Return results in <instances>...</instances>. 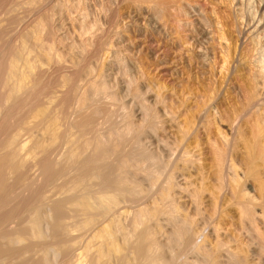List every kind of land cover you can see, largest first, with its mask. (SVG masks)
<instances>
[{
    "label": "bare ground",
    "instance_id": "bare-ground-1",
    "mask_svg": "<svg viewBox=\"0 0 264 264\" xmlns=\"http://www.w3.org/2000/svg\"><path fill=\"white\" fill-rule=\"evenodd\" d=\"M55 1L39 0L34 9L27 11L29 15L22 12L25 18L28 16L25 22L23 18L21 21L24 29L15 24L18 21L13 16V33L6 27L11 32L7 50L0 41V264H264V0H220L227 2H221L224 7L220 3L222 9L226 5L231 8L235 23L245 25V33L242 25L233 26L239 27L235 31L244 33L249 45L248 52L243 50L245 47L241 49L247 53L243 52L241 55L245 56L237 62L249 66L248 75L252 78L243 74L244 79L253 80L249 93L246 91V109L254 110L255 116L252 119L249 111L245 115L243 104H239L240 108L234 105L235 101L233 107L231 102L226 103L235 110L242 109L239 117L251 118L252 124L245 121L251 126L234 119L241 114L238 109L230 121L229 115L222 113L223 104L222 108L218 105V115L213 114L217 107L209 109L213 113H205L201 109L203 102L202 106L197 105L202 98L198 102L192 100L200 106L194 109L188 103V90L185 93L183 89L181 100L176 98L179 102L172 100L174 96L167 101L169 95L164 96L162 88L151 80L144 89L139 82L134 84L135 79L134 86L129 80L126 93L118 92L120 79H132L130 74L126 76L127 66L122 71L110 65L108 69L121 71L104 75L105 64L95 67L94 61L101 55H114L116 37L127 28L122 22L123 6L109 5L106 12L100 11L105 13L104 17L101 14L102 19L99 9L91 17L79 9L83 19L77 18L78 13L73 20L77 23L70 30L63 23L55 28L56 5L55 14L51 11ZM62 1L69 3L58 0L60 6ZM70 1H75L73 6L78 4V8L83 2ZM119 1L135 7L148 2ZM253 1L255 6L259 3L257 10L250 6ZM25 3L26 0L22 5ZM31 3L30 0L28 4ZM168 4L167 0H157L155 6L168 12ZM244 5L252 10L245 11ZM6 8L10 12L13 9ZM45 11L44 22L36 21ZM244 11L251 18V22L246 18V24ZM17 12L20 25L23 14L17 19ZM213 14L218 17L224 12ZM220 19L224 20L222 16ZM33 21L41 23L39 27L38 23L35 25L38 30L29 29ZM2 24L0 35L7 39L9 32L4 34ZM229 28L233 30L232 25ZM18 29L24 30L22 35L28 34L27 40L21 31V37L17 36ZM25 30L35 32L25 34ZM225 35L224 40H229L230 33ZM230 39L233 43L234 38ZM235 41L234 46L226 41L227 47L237 48ZM225 48V53L232 50ZM225 53L221 56L229 59L234 52L228 56ZM227 61L224 69L230 64ZM224 69L221 72L228 74V68ZM139 77L143 78L144 73ZM218 82L217 90L211 88L215 93L222 89L224 81L221 78ZM211 89L204 91L208 95L203 98L215 96L209 93ZM225 93L226 90L227 96ZM244 93L241 94L245 96ZM128 98L132 102H127ZM227 109L228 114L232 112ZM204 143L207 152L203 151ZM38 174H43L39 184ZM208 227L213 231L210 234L206 233ZM201 237L203 240L199 241Z\"/></svg>",
    "mask_w": 264,
    "mask_h": 264
},
{
    "label": "rangeland",
    "instance_id": "rangeland-1",
    "mask_svg": "<svg viewBox=\"0 0 264 264\" xmlns=\"http://www.w3.org/2000/svg\"><path fill=\"white\" fill-rule=\"evenodd\" d=\"M5 1H6V3H5ZM9 1V2H8ZM14 1V0H13ZM12 0H11V4H10V0H0V10H1V12H0V20H1V24H2V20H3V24H2V26L6 29V31L4 32V34L5 33H7V32H9V31H11L14 27H13V24H14V21L12 20H10V19H13L14 18V20H15V22L16 21H18V23H19V20H16V12L18 13V18L17 19H19L20 18V16L23 14V16H21V20H20V22L22 21V18H23V21L25 22V20L28 18V16H27V18H25L26 16H24L25 14L24 13H22V12H27L28 10H30L29 8H31V9H34V6H36V4L38 3V1L39 0H31V4H28V3H30V0H26V3L28 4L27 6V8L28 9H26V3L24 4V5H22L24 2H25V0H22L23 2H21V0H17L16 2L14 1V3H16V4H14V3H12L13 2ZM69 1V3L67 2V1H65V2H63L62 1V3H61V6H60V2L58 3V0L57 1H55V2H57V3H54L53 4V7H52V9H51V7H49V9H51V11H53L54 9V11H56L55 13H56V15L58 16L59 14V16H61V17H57L56 16V18H58V20H56V22H55V24H54V26L56 25L57 27H60L61 26V23H63V24H66V28L68 27H70V30L71 29H73L75 26H74V23L76 24L77 22L76 21H73V20H76L77 18L79 19H83V16L84 15H86V14H84L85 12H87V16H89V14H90V17L92 16V15H96V13H97V9H99V11H98V14L100 15V17H101V19H102V16L104 17V15H105V13L104 12H100L101 10H103V11H105L106 12V10L107 9H109L110 7H109V5H112L113 7H114V5H116V7H122L123 6V8H121L122 10V19L124 18V21L122 20V22H124L123 24L124 25H126L127 26V28L129 29H127L126 28V26L124 27V28H126V30L125 29H123L122 30V32H121V35L119 34L117 37H116V39L118 40V43H117V40H116V46H115V48H113L114 50H112L113 52H114V55L112 56V57H110L109 55H106L105 54V56L104 55H101V57L103 56V57H106L107 56V59L106 58H101V59H103V61L104 62H102V61H100L101 59H100V57H99V61H98V63H97V61H94V63L96 62V64H94V65H96L95 67H97L98 65L100 66L101 64H105V65H103L102 67H103V72H105L104 73V75H108L109 73L111 74V72H112V70H113V72H117L116 70H118V69H123V67H125V66H127V67H125V68H127L128 70H127V74H126V76L128 75V74H130V76H132V79H131V77H129V79L127 80V79H125V78H122V79H120L121 80V84H120V88L118 89V92H120V93H122V94H124V93H126V91H127V88H129V86H128V83H129V80H131V85H133L134 86V84H136V83H138L139 82V84H140V86H142V88L144 87V88H147V86H148V82H151V81H153L156 85H159L162 89H161V93H163V95L165 96V94H166V99H167V101H169L168 99L170 98V96H174L175 98L173 99L172 97V100H175V101H177V102H179L182 98H183V96H182V94H183V89H184V91H185V93L187 92V90L189 91V97H190V99L191 100H189V98H187V100H189L188 101V103L189 104H191V106L192 107H196V109H199V107L200 106H202V102H203V106L201 107V109H203L204 108V112L206 113V111L208 110L209 111V109H210V111H213L212 109H214L215 107H217L216 108V111H214V113L213 112H210V113H213V114H215V113H217V115H218V113H220L221 111V109L219 108V107H221V105H222V107L224 106V108H222L224 111H222V113H224L226 116L227 115H229L228 117L230 118V117H232L233 115H235L234 113H237L236 112V110L238 111V112H240L241 114H239L238 116L237 115H235V116H237V118L235 117L234 118V116L232 117V118H234V119H236V120H241L242 121V123H247V125L249 126L250 124V122H251V124H252V119L254 118V110H248V109H246V104H247V96H248V91H247V89H249V87L250 86H252V81L253 80H248V78H250L251 76H249L248 75V73L250 72V71H248L249 69V66H247V64L246 65H244V63L243 62H237V61H239L241 58V56H242V58L246 55V53L249 51L248 50V48H249V45H248V43H246L245 42V40H244V26L242 25V24H240V25H242V32H244L243 34H241L240 32H238L239 31V27H240V25L239 24H237V23H235V21H234V17H232L233 15L231 14V8H228L227 9V5L225 6V8L224 9H222L223 7H224V4H226L227 2H223V1H220L219 0V2H213L214 0H167L168 2H169V4L168 5H171V10L169 9L168 10V12H162V9L159 7V8H156V1L155 0H148V2H146V1H144V3L139 7L138 5H137V7H135L136 5H131V6H129L130 4L129 3H127V2H124V4L123 3H120V1L119 0H117V2H113V1H116V0H82L83 2H82V4H81V7H83V9H85L86 11H83V9L80 7V5H79V7L80 8H78V4H76L77 5V8H78V10H77V8L75 7V6H73V4H75L74 2L75 1H73V3H71V1L70 0H68ZM154 1V2H153ZM181 1V2H180ZM227 1V0H226ZM5 4H4V3ZM20 2L22 3V4H20ZM37 2V3H36ZM77 2V1H76ZM85 2V3H84ZM213 2V3H212ZM224 3V4H222V3ZM7 3H9V4H7ZM36 3V4H35ZM97 5H96V4ZM170 3H172V4H170ZM180 3V4H179ZM205 3V4H204ZM220 3L223 5V7L221 8V6L222 5H220ZM251 3V4H250ZM250 3H248V4H250V6L251 7H253L252 9H254L255 10V8H256V10H257V4H259V3H256V6H255V2L253 1V3L252 2H250ZM8 6H7V5ZM120 4V5H119ZM122 4V5H121ZM127 6H126V5ZM129 4V5H128ZM202 4V5H201ZM215 4V6H213ZM219 4V5H218ZM237 4H238V6H240L239 5V3H238V1H237ZM254 4V5H253ZM3 5V6H2ZM6 5V6H5ZM13 5H15V7L13 6ZM21 5V6H20ZM30 5V6H29ZM32 5V6H31ZM56 5V6H55ZM64 5H65V7H64ZM219 7H218V6ZM17 6V7H16ZM54 6H55V8H54ZM75 7V8H73V7ZM213 6V7H212ZM218 8H217V7ZM229 6V5H228ZM250 6H245L244 5V8L246 9H244L245 11H248V10H252L251 8H250ZM6 7H8V9H15V10H17V11H15V10H11V12H13V13H11L9 10V12L7 11V8ZM18 7H20L19 9H18ZM63 7H64V9H63ZM67 7H68V9L70 8V7H72V10H71V8L68 10L67 9ZM85 7V8H84ZM96 8V11H93L94 9L93 8ZM105 7H106V9H105ZM128 7V8H127ZM140 9H139V8ZM158 7V6H157ZM215 7V8H214ZM230 7V6H229ZM248 7V8H247ZM54 8V9H53ZM90 8V9H89ZM137 8V9H136ZM211 8V9H210ZM214 8V9H213ZM3 9V10H2ZM68 11H67V10ZM79 9H81L82 10V13L84 14V15H82V13H81V10H79ZM105 9V10H104ZM124 9V10H123ZM136 9V10H135ZM160 9H161V11H160ZM202 9V10H201ZM214 11H213V10ZM216 9V10H215ZM218 9H221V11L219 10L218 11ZM9 13V14H7V12ZM74 10H75V12H74ZM129 10V11H128ZM142 10V11H141ZM155 10V11H154ZM223 10H225V11H223ZM253 10V11H254ZM261 10V6H259V11ZM3 11V12H2ZM48 11V10H47ZM47 11H45V12H42V14H41V19L40 20H36V21H39V22H44V18L43 17H45V16H43L44 14L47 16ZM51 11H50V13H51ZM54 11H53V13H54ZM58 11V12H57ZM89 11V12H88ZM90 11H91V13H90ZM125 11V12H124ZM139 11V13H137ZM165 11H167V10H165ZM175 13H174V12ZM213 11V12H212ZM216 11L218 12V13H216ZM228 11V12H227ZM245 11H244V13H245ZM5 12V13H4ZM60 12V13H59ZM92 12H95L94 14H92ZM100 12V13H99ZM160 12H162V14L160 13ZM205 12V13H204ZM215 12V16H217L218 14H220V12H224V14H226L225 12H227V16H225L224 14V16H225V19H224V17H223V15H221L220 14V16L218 15V17H219V19H218V17H213L214 16V13ZM263 12V11H262ZM11 13V14H10ZM28 13V15H29V12H27ZM26 13V14H27ZM49 13V12H48ZM54 13V14H55ZM58 13V14H57ZM72 13H74V14H72ZM78 13H80L79 14V16L80 17H77L76 18V16H78ZM164 13V14H163ZM2 14V15H1ZM6 14V15H5ZM13 14V15H12ZM67 14V15H66ZM77 14V15H76ZM101 14H102V16H101ZM166 14V15H165ZM168 14H170V15H168ZM176 14V15H175ZM213 14V15H212ZM240 14H242V13H240ZM245 14H247V12L245 13ZM5 15V16H4ZM69 15V16H68ZM165 15V16H164ZM180 15V16H179ZM7 16V17H6ZM14 16V17H13ZM72 16H74V17H72ZM98 16V15H97ZM124 16V17H123ZM182 16V17H181ZM221 16H222V18L225 20H222L221 21ZM247 17H245L244 18V22H245V24L247 23V21H246V18L248 19V21H250V17L248 18V14L246 15ZM10 17V18H9ZM13 17V18H12ZM94 17V16H93ZM133 17V18H132ZM215 18V20H213V18ZM227 17V18H226ZM230 17L233 19V21H230V20H232V19H230ZM24 18H25V20H24ZM67 18V19H66ZM73 18V19H72ZM74 18H76V19H74ZM125 18H126V21H125ZM128 18V19H127ZM228 18H229V20H228ZM38 19V18H37ZM46 19H47V17H46ZM45 19V20H46ZM62 19V20H61ZM160 19V20H159ZM162 19V20H161ZM202 19V20H201ZM226 19H227V21H229V22H231L232 24V28H233V30L232 29H230L229 27H231V25H229L230 23L229 22H227L226 21ZM7 20V21H6ZM159 20V21H158ZM220 20V21H219ZM5 21V22H4ZM11 21V23H9ZM35 21V20H34ZM33 21V23H32V25L30 24V26H29V29L31 28V27H36L35 25L38 23H36L35 24V22ZM103 21V20H102ZM217 22L219 25H221L222 23L223 24H225L226 25V27L227 28H229V29H226L225 30V26L222 24L220 27H219V25L217 24V23H215V22ZM24 22L22 23H20V25L18 24V23H15V24H17V26H20V28H22V29H24L22 26L24 25ZM160 22V23H159ZM220 22H222V23H220ZM251 22V21H250ZM9 23V24H8ZM13 23V24H12ZM202 23V24H201ZM213 23V24H212ZM234 23L235 24H237V25H239V27L238 26H236V28H234L235 26H233L234 25ZM1 24H0V28H1V31H2V27H1ZM10 24H12V25H10ZM23 24V25H22ZM39 24V23H38ZM41 24V23H40ZM40 24L37 26V27H39L40 26ZM217 24V25H216ZM229 26H228V25ZM7 25V26H6ZM10 25V26H9ZM34 25V26H33ZM59 25V26H58ZM73 25V28H71V26ZM169 25V26H168ZM216 25V26H215ZM12 26V29L10 28ZM55 26V28H57ZM179 26V27H178ZM224 26V27H223ZM6 27H9V31H8V29L6 28ZM16 27V26H15ZM24 27H25V25H24ZM36 27V29L38 30L39 28H37ZM219 27V28H218ZM224 28V30H223V28ZM238 27V28H237ZM19 28V27H18ZM33 28H31L32 30H34ZM181 28V29H180ZM215 28V29H214ZM4 29V30H5ZM22 29H18L17 30V36H18V34H20L21 33V35H22V31H24V30H22ZM28 29V28H27ZM28 29V30H29ZM217 29H219V30H217ZM220 29L222 30L221 32H220ZM236 29H238V31H235ZM28 30H25V34L26 33H28V32H31L32 34L35 32V31H28ZM125 30V31H124ZM170 30V31H169ZM216 30V31H215ZM231 30V32H229V31ZM21 31V32H20ZM28 31V32H27ZM60 32H61V30H59ZM223 31H224V33H223ZM228 31V33H226ZM236 32V37H241V40L240 41H238L237 39L238 38H235V33H233V32ZM12 33H13V31H11ZM11 32H9L8 33V37H7V39H5L6 38V36H4V38H3V36L2 35H0V37L2 38V39H4V41L3 40H1V38H0V41L2 42H0L3 46V49L4 50H7L6 48H7V45H8V41H9V36H11ZM20 32V33H19ZM59 32V33H60ZM216 32H217V34H216ZM238 32V33H237ZM3 33V31L0 33V34H2ZM30 33V34H31ZM58 33V34H59ZM123 33V34H122ZM212 33V35H210ZM229 33H230V38H234L233 40L235 41V43L237 44V45H239V46H237V45H235V46H237V48L236 47H232L231 48V46L230 47H227V45H228V43H226V41H229V43H230V41L232 40V39H230L229 37H228V39L229 40H224V36L223 35H225V34H227V35H229ZM3 34V35H4ZM218 34H220L219 36L221 37H219L218 36ZM237 34L239 35V34H241V36H237ZM6 35V34H5ZM28 34H26V35H22L23 37H26ZM63 34H61V35H58L59 37L60 36H62ZM232 35V36H231ZM219 37V38H215V37ZM226 36V35H225ZM19 38L21 37V36H18ZM22 37V38H23ZM28 37V36H27ZM25 38V40H27L28 38ZM18 38V39H19ZM19 39L20 41L21 40H23V39ZM120 40H119V39ZM227 38V37H226ZM216 39V40H215ZM219 39H221V41L219 40ZM243 39V40H242ZM5 40H7L6 42H7V44H5L4 45V43L3 42H5ZM222 40L224 41V43H222L224 46H222V44L220 43V42H222ZM216 41V42H215ZM219 41V42H218ZM234 41H233V43H230V45L232 44V46H234ZM5 42V43H6ZM23 42H24V40H23ZM214 42V43H213ZM232 42V41H231ZM20 43V42H19ZM241 43V44H240ZM1 44H0V47H1ZM219 44H220V46H219ZM227 44V45H226ZM125 45V46H124ZM208 45V46H207ZM245 45V46H244ZM207 46V47H206ZM219 46V47H218ZM229 46V45H228ZM2 47L0 48V49H2ZM223 47V50L221 49ZM225 47H227V48H225ZM243 47H245L244 49H243ZM214 48H215V50H214ZM224 48L225 49H229V48H231L232 50H230V51H232V52H234V53H231V55L232 56H234V58H232V56L230 55L229 57L231 58V60H230V58L229 59H227L228 57H223V56H221V55H223L222 53L224 52H227L226 50H224ZM236 48V49H235ZM126 49L128 50V52L126 51ZM241 49H243V50H248L247 52L246 51H243V50H241ZM4 50H2V51H4ZM124 50V51H123ZM234 50H236L237 51V57H238V55H240L239 57H238V59H237V57H236V51H234ZM112 51H111V53H112ZM229 50H228V53H225L224 55L225 56H228L230 53ZM239 51H242V52H239ZM238 52H239V54H238ZM245 53V55H241L242 53ZM116 53V54H115ZM121 54V55H118V57H116L117 56V54ZM220 53V54H219ZM243 53V54H244ZM228 54V55H227ZM194 55V56H193ZM196 55V56H195ZM210 55V56H209ZM109 56V57H108ZM220 56V57H219ZM121 57V58H120ZM214 57V58H213ZM217 57H218V59H217ZM236 57V58H235ZM118 58H120V59H118ZM124 58V59H123ZM143 58V59H142ZM145 58V59H144ZM217 59V60H216ZM221 59H226V60H229V61H227V62H229L230 64H231V66L232 65H234V67H236V68H239V69H237V71H236V69L235 68H233V66L231 67L230 66V64H226V67L229 69H226V67H225V69L227 70H225L224 69V66H225V63L226 62H224V61H226V60H222L221 61ZM235 59H236V62H235ZM120 60V61H119ZM243 60V59H242ZM144 63H143V62ZM230 61H232V63L230 62ZM102 62V63H101ZM113 62V63H112ZM191 62V63H190ZM213 62L215 63V64H213ZM220 62L221 63H223V65L222 64H220ZM234 62V63H233ZM121 63H123V66L121 67L120 66V64ZM210 63V64H209ZM236 63H238V65H240V66H238ZM145 64V65H144ZM217 64V65H216ZM110 65H111V67H113L114 69H116V70H114V69H108V67H110ZM142 65V66H141ZM219 65H220V67H219ZM244 65V66H243ZM141 66V67H140ZM204 66V67H203ZM213 66H215V67H213ZM218 66V67H217ZM238 66V67H237ZM243 67V68H242ZM247 68V70H246V68ZM101 68V67H100ZM105 68V69H104ZM118 68V69H117ZM125 68L122 70V71H124L125 70ZM146 68V69H145ZM190 68V69H189ZM214 68V69H213ZM218 68H220V69H224L226 72H228V74L227 73H225L223 70H222V72H221V70L220 69H218ZM232 68V69H231ZM141 71H140V70ZM218 69V70H217ZM235 69V70H234ZM242 69V70H241ZM106 70H108V71H106ZM110 70V71H109ZM121 70H119V71H121ZM145 70V71H144ZM239 70L242 72H239ZM100 71V70H99ZM98 71V72H99ZM118 71V72H119ZM221 72L222 73V75L224 74V76L222 77L221 76V73L219 74V73H217V72ZM235 71V72H234ZM113 72H112V74H113ZM117 72V73H118ZM140 74H139V73ZM224 72V73H223ZM239 72V73H238ZM100 73H102V72H100ZM137 73H138V75H137ZM142 73V74H141ZM143 73H144V77L143 78H141V77H139L140 75H143ZM145 73L147 74L146 76H145ZM218 75H217V74ZM247 73V74H246ZM251 73V72H250ZM99 74V73H98ZM132 74V75H131ZM216 76H215V75ZM227 74V75H226ZM238 74V75H237ZM241 74V75H240ZM243 74H246V75H248L249 77L248 78H246V79H244L245 77L244 76H246V75H243ZM120 75V74H119ZM221 77H220V76ZM225 75H226V78H225ZM251 75V74H250ZM99 76H101V74H99ZM125 75H123V77H124ZM136 76H138L137 78H136ZM229 76H230V78H229ZM235 76H237L236 78H235ZM241 76H243V77H241ZM148 77V78H147ZM218 77V78H217ZM99 78V77H98ZM108 78H111V76L110 77H108ZM220 78V79H219ZM221 78H222V81H224L225 83H227L226 84V86H225V83L223 82V84L222 85H220V87L222 88V89H219L218 90V92L219 91H221V92H217L216 91V93L215 92H213V90L211 89V88H215L214 90H217L218 89V84H219V80L221 81ZM223 78H224V80H223ZM252 78V77H251ZM133 79H135V80H138V81H135L134 80V82H133ZM219 79V80H218ZM244 79V80H243ZM260 79V78H259ZM125 80H127V81H125ZM148 80V81H147ZM151 80V81H150ZM245 80H248V83H247V81L245 82ZM205 81V82H204ZM240 81V82H239ZM242 81H244V82H242ZM261 81V79L258 81V82H260ZM160 82V83H159ZM189 82V83H188ZM200 82V83H199ZM210 82V83H209ZM134 83V84H133ZM206 83V84H205ZM214 83H215V85H214ZM231 83V84H230ZM238 83V84H237ZM261 83V82H260ZM130 84V83H129ZM237 84V85H236ZM241 84V85H240ZM243 84H245L246 85V87H245V92L246 93H244V88H243ZM262 84V83H261ZM260 84V85H261ZM131 85H130V88H131ZM188 85V86H187ZM213 85V86H212ZM248 85V86H247ZM250 85V86H249ZM88 86V85H87ZM132 86V87H133ZM185 88H184V87ZM187 86V87H186ZM197 86V87H196ZM208 88H207V87ZM210 86V87H209ZM229 86V87H228ZM231 86V87H230ZM262 86V85H261ZM201 87V88H200ZM203 87V88H202ZM205 87H206V89H205ZM217 87V88H216ZM87 88V87H86ZM143 88V89H144ZM198 88V89H197ZM236 88V89H235ZM243 90H242V89ZM252 88V87H251ZM132 89V88H131ZM191 89V90H190ZM209 89H211L212 91L211 92H209L210 94H212V93H215V96L217 95V94H219L220 95V97H219V95H217L216 97L214 96V95H210V96H208L207 98H209L208 100H207V98H203V96L205 97V96H207L206 95V93H207V91L209 90ZM224 89V90H223ZM262 89V93H263V95H264V89L263 88H261ZM261 89H260V91H261ZM173 90V91H172ZM178 90V91H177ZM225 90H226V95L227 96H225L224 95V92H225ZM229 90V91H228ZM236 90V91H235ZM200 91V92H199ZM204 91L206 92V93H204ZM228 91V92H227ZM231 91V92H230ZM234 91V92H233ZM241 91V92H240ZM249 91H250V89H249ZM165 92V93H164ZM170 92H171V94H170ZM172 92L173 93H176V96H175V94H172ZM196 92H197V94L200 96H198V95H196ZM200 93V94H199ZM241 93H244V94H246L245 96H243V94H241ZM262 93H260V94H262ZM178 94H180V95H178ZM201 94H202V97H201ZM231 94V95H230ZM240 94V95H239ZM177 95H178V97H177ZM187 95V94H186ZM225 96V98H224V96ZM242 95V96H241ZM262 95V96H263ZM212 96V97H211ZM215 98H214V97ZM222 96H223V99H221L222 98ZM241 98H240V97ZM149 97V96H148ZM186 97H188V95L186 96ZM210 97L212 98V99H210ZM227 97H228V99H227ZM245 97V98H244ZM146 98H147V95H146ZM151 100L153 99V97L152 96H150L149 97ZM171 98H170V101H171ZM176 98H181L180 100H176ZM200 98H202V99H200ZM215 100H214V99ZM218 98V99H217ZM148 99V98H147ZM199 99H200V102H198L199 101ZM220 99V100H219ZM234 99V100H233ZM241 99V100H240ZM128 100H129V98H128ZM127 100V102H132V101H128ZM192 100L194 101V102H198L197 103V105H200L199 103H201V105L200 106H198L197 107V105L195 104V103H193L192 102ZM211 100V101H210ZM213 100V101H212ZM222 100V102H220ZM225 100V102H223ZM206 101V102H205ZM209 101L212 103H209ZM218 101V102H217ZM231 102V105H230V103L229 102ZM235 103L234 105H236V104H238V107H240L239 106V104H243V105H245L244 106V108H242V106L240 107V108H242V109H245V110H243V111H245L244 112V114L246 115H248V113H249V115L250 114H252V115H250V117H252V119L251 118H247V116L243 119V117L241 118V117H239V116H242V109L241 110H239L240 108H238L237 106V108H236V110L235 109H233V108H230V106H232L233 107V102ZM245 103H244V102ZM205 102V103H204ZM221 104H220V103ZM226 102H228L229 103V105H228V103H226ZM238 102V103H237ZM241 102H243V103H241ZM208 103V105H206ZM210 104V105H209ZM216 104H217V106H216ZM215 105V106H214ZM218 105H219V107H218ZM190 106V105H189ZM188 106V107H189ZM190 106V107H191ZM192 107H191V109H192ZM195 107H194V109H195ZM211 107V108H210ZM229 107V109L230 110H232V112L230 111V113L228 114V108ZM235 107V106H234ZM206 108V109H205ZM190 109V108H189ZM227 110V111H226ZM233 110H235V112L233 111ZM249 111V112H248ZM251 111H253V113L251 112ZM138 112H139V110H138ZM227 112V113H226ZM232 113V115H230ZM222 115V114H220L221 115V117L223 118V116H225V115ZM243 114V116H245ZM212 115V114H211ZM254 115V116H253ZM225 116V117H226ZM224 117V119H226ZM228 117H227V120H228ZM232 118H230V121L231 120H233ZM251 119V120H250ZM227 120H225L224 122H225V124L227 125L229 122H227ZM246 120H249L250 122L248 123V121L247 122H245ZM229 121V120H228ZM241 121H240V123H241ZM231 123V122H230ZM243 125H245L244 127H246V124H243ZM246 127V128H249V127ZM251 126V125H250ZM225 128H227L226 126H225ZM203 129V128H202ZM201 131V130H200ZM212 131V130H211ZM202 132V131H201ZM8 133V132H7ZM7 133H5V134H7ZM202 134H203V132H202ZM213 134V133H212ZM204 135V134H203ZM202 135V136H203ZM6 136V135H5ZM5 136H3V137H5ZM213 136V138L215 137V134L214 135H212ZM204 140H205V138H204ZM205 142V141H204ZM202 147H204L203 148V151L204 152H207V144H205L204 143V145H202ZM206 154V153H205ZM52 171V172H51ZM50 171V174L52 175V174H54L53 173V169ZM42 176V177H41ZM37 177H38V179L39 180H37V183H38V181H41V179L43 178V174H38L37 175ZM41 177V178H40ZM40 183V182H39ZM38 183V184H39ZM209 229V230H208ZM208 230V231H207ZM207 230H206V233H208V234H210V233H212L213 231H212V228L211 227H208L207 228ZM210 231V232H209ZM203 240V238L201 237L200 239H199V241H202ZM182 260L184 261L185 259L182 257ZM181 261V259L179 260V262ZM183 261H181V263L183 262Z\"/></svg>",
    "mask_w": 264,
    "mask_h": 264
}]
</instances>
